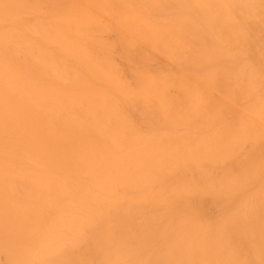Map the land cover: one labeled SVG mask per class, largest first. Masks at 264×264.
I'll use <instances>...</instances> for the list:
<instances>
[{
	"label": "bare ground",
	"instance_id": "bare-ground-1",
	"mask_svg": "<svg viewBox=\"0 0 264 264\" xmlns=\"http://www.w3.org/2000/svg\"><path fill=\"white\" fill-rule=\"evenodd\" d=\"M0 264H264V0H0Z\"/></svg>",
	"mask_w": 264,
	"mask_h": 264
}]
</instances>
